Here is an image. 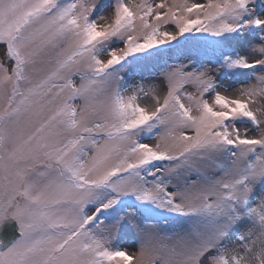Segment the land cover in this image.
<instances>
[{
	"label": "snow or ice",
	"instance_id": "1",
	"mask_svg": "<svg viewBox=\"0 0 264 264\" xmlns=\"http://www.w3.org/2000/svg\"><path fill=\"white\" fill-rule=\"evenodd\" d=\"M0 264H264V0H0Z\"/></svg>",
	"mask_w": 264,
	"mask_h": 264
},
{
	"label": "rangeland",
	"instance_id": "2",
	"mask_svg": "<svg viewBox=\"0 0 264 264\" xmlns=\"http://www.w3.org/2000/svg\"><path fill=\"white\" fill-rule=\"evenodd\" d=\"M200 2H202V0H200ZM124 246H125V247H129V248H134V246L131 245L130 243H126Z\"/></svg>",
	"mask_w": 264,
	"mask_h": 264
}]
</instances>
